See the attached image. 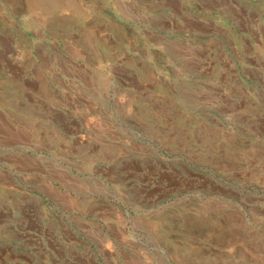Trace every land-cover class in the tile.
Wrapping results in <instances>:
<instances>
[{
	"label": "rangeland",
	"instance_id": "rangeland-1",
	"mask_svg": "<svg viewBox=\"0 0 264 264\" xmlns=\"http://www.w3.org/2000/svg\"><path fill=\"white\" fill-rule=\"evenodd\" d=\"M15 49L61 144L0 113L1 142L23 144L33 210L14 217L33 256L264 264V0H0L3 96L24 88Z\"/></svg>",
	"mask_w": 264,
	"mask_h": 264
},
{
	"label": "crops",
	"instance_id": "crops-1",
	"mask_svg": "<svg viewBox=\"0 0 264 264\" xmlns=\"http://www.w3.org/2000/svg\"><path fill=\"white\" fill-rule=\"evenodd\" d=\"M22 53L23 51H19ZM31 55L39 56L37 48L28 51ZM18 51L15 49L13 53H5L3 56H9L7 58L10 69L7 70V73L12 75L14 78L18 76L23 78L21 81L24 82V88L16 90V85L7 87L9 91L7 96L0 95V113L6 115L9 120V129L11 134H15L17 130L21 132H26L29 135L37 134V141L40 144L41 148L44 150H56L58 151V145L61 149V144L56 143L53 146H49L44 142L45 135L48 133H56L57 127L53 128V124L57 121L54 116L46 115L45 112L50 111L54 112L55 107L52 104H49L41 95H38V87L40 85V80L38 77L34 76L33 73H27L32 75V77L25 74V69L23 67V58L17 56ZM8 63H6L8 65ZM35 64H32L30 71L33 72ZM27 76V77H25ZM13 89V93H10ZM0 94L1 91H0ZM31 104L34 108L33 111L27 113L23 110L24 104ZM37 107L40 110H37ZM20 113V114H19ZM17 114L25 118H31L35 123H49V126L43 127L40 126L38 130L33 131L28 127L17 126L16 125V116ZM53 129V130H52ZM55 129V130H54ZM10 134V133H7ZM0 137H5L0 133ZM35 146V143H29L28 145ZM23 144L15 141L13 138L10 141L0 140V228L5 226L10 232L9 236H6L1 233L0 230V264H46L43 260H40L37 256H33L31 252V247L24 239L27 237L26 233L31 234L32 230L30 226H24L21 223H15V213L16 210L30 211L33 210L30 203V192L28 188L24 185L28 181V177L20 174L18 168H21L19 162H16V159L13 158L11 152L22 147ZM1 160H5L4 163H1ZM8 165V166H7ZM20 198V204H17V198ZM22 207V209H21ZM6 216V217H2ZM60 258H63V255H59ZM78 260L75 264H80V256H75ZM92 261L93 260H90Z\"/></svg>",
	"mask_w": 264,
	"mask_h": 264
}]
</instances>
